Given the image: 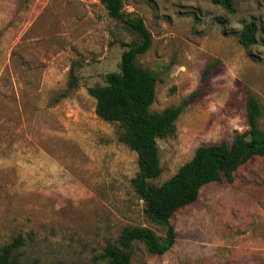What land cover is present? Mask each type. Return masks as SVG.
<instances>
[{"label":"rangeland","instance_id":"rangeland-1","mask_svg":"<svg viewBox=\"0 0 264 264\" xmlns=\"http://www.w3.org/2000/svg\"><path fill=\"white\" fill-rule=\"evenodd\" d=\"M125 0L153 36L137 62L157 76L151 111L181 104L174 136L158 139L161 186L201 146L231 143L249 129L257 99L264 130V0ZM256 22L257 43L239 42ZM139 37L99 0H0V246L19 235L20 264H109L127 227L166 228L145 213L133 187L138 156L121 127L99 118L89 88L119 72ZM210 73L204 80V73ZM177 238L162 255L135 243L133 264H264V157L232 183L213 182L171 220Z\"/></svg>","mask_w":264,"mask_h":264},{"label":"trees","instance_id":"trees-1","mask_svg":"<svg viewBox=\"0 0 264 264\" xmlns=\"http://www.w3.org/2000/svg\"><path fill=\"white\" fill-rule=\"evenodd\" d=\"M109 15L119 20L139 37L130 44L121 57L119 72L106 76V84L89 88L96 100V114L104 121L118 123L121 127L119 141L128 145L138 156L139 172L133 179L137 195L144 201L145 213L154 222L166 228L165 236H159L146 227L125 228L116 244H109L103 257L109 264H133L135 243L146 245L149 252L162 255L175 244L177 234L171 223L181 209L196 203L201 189L213 182L224 180L232 183L236 172L255 157H264V130L259 119L260 105L252 93L247 100L249 129L237 133L233 141L201 146L194 157L161 186L152 180L162 174L158 139L174 136L177 120L191 105L198 92L181 104L161 112L151 111L157 96V76L139 65L137 59L152 47L153 36L142 18L124 12L125 0H99ZM234 13L233 0H212ZM256 22L244 25L239 42L249 48L257 43ZM210 70L204 73L207 79ZM24 245L21 235L11 243L0 246V264H20L19 250Z\"/></svg>","mask_w":264,"mask_h":264}]
</instances>
